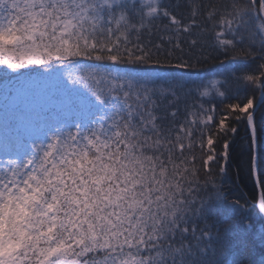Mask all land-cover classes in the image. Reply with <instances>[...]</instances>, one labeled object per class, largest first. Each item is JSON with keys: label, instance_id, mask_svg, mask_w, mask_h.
I'll return each instance as SVG.
<instances>
[{"label": "trees", "instance_id": "16d2710c", "mask_svg": "<svg viewBox=\"0 0 264 264\" xmlns=\"http://www.w3.org/2000/svg\"><path fill=\"white\" fill-rule=\"evenodd\" d=\"M22 8L30 23L43 16L39 45L0 49V86L29 78L28 94L65 88L64 99L101 97L110 120L120 118L115 142L112 128L94 135L110 138L107 148L59 156L96 186L71 201L97 235L93 249L71 258L111 264L133 252L142 264H264L249 112L238 109L264 91L260 0H161L151 16L129 0H31ZM99 15L108 22L83 33L90 23L82 16ZM210 80L218 87L203 94ZM199 106L213 111L205 128L190 124ZM254 126L264 198V100ZM209 153L216 156L207 162ZM47 250L31 240L17 264H42Z\"/></svg>", "mask_w": 264, "mask_h": 264}, {"label": "rangeland", "instance_id": "374dc122", "mask_svg": "<svg viewBox=\"0 0 264 264\" xmlns=\"http://www.w3.org/2000/svg\"><path fill=\"white\" fill-rule=\"evenodd\" d=\"M11 1L18 15H14L7 4L0 0V49L15 51L20 47L32 50L39 45L40 37L36 35L39 29L36 26L42 25L43 16L36 14V20L30 19V23L29 15L23 17L25 9L22 6H27L31 0ZM160 1L129 0L130 5L137 4L147 16L157 11ZM88 10L84 9L82 13L87 15ZM82 17L90 23L82 30L87 35L95 30L94 21L99 25L108 22L104 15ZM62 27L64 33L72 29L68 23ZM24 36L29 42L24 40ZM23 83L11 87L0 86V264L22 261L24 258L19 255L31 240L44 243L48 249L42 264H77L71 258L73 251L93 249L97 235L93 228L88 225L84 227L82 215L86 210L83 207L82 210L74 209L70 205L79 195L88 194L86 190L83 193L84 188L95 192L96 186L93 190V184L82 171H70L63 167L60 157L62 151L67 149L69 152L83 153L90 147L107 148L110 138L104 140L103 136L94 135L98 136L100 132L104 134L112 128L115 142L120 135V130L116 128L120 118L116 114L114 121L110 120L112 116H107L106 102L101 97L74 93L68 100L64 99L67 96L65 88L28 94L26 88L29 82ZM217 87L218 81L210 80L202 85V93ZM111 97L114 101H120L116 93ZM54 102L60 103V109L53 106ZM256 103L249 101L238 109L240 113H250ZM212 119L213 111L199 106L190 124L205 128L212 123ZM207 145L209 147L210 143ZM213 156L216 155L209 153L207 162ZM86 224L89 222L86 221ZM115 231L110 232L114 234ZM262 232L263 226L260 224L257 227L260 238ZM104 239L105 244L117 241ZM114 249L116 247L113 246ZM123 255L117 261L112 260L111 264L143 263L133 252Z\"/></svg>", "mask_w": 264, "mask_h": 264}, {"label": "water", "instance_id": "95a60500", "mask_svg": "<svg viewBox=\"0 0 264 264\" xmlns=\"http://www.w3.org/2000/svg\"><path fill=\"white\" fill-rule=\"evenodd\" d=\"M261 18L263 20V24H264V0H261ZM258 101L255 105V108H252V112L248 115L247 117V127L251 136V140H252V146H253V178H254V182L256 185V188L258 190V202L256 204L257 210L259 211V213L263 216L264 218V199H263V195L261 193L260 190V186H259V182H258V161H257V138H256V130L255 126H254V119H255V115L258 111V108L260 107L261 103L263 102V98H264V94H261L260 97H258Z\"/></svg>", "mask_w": 264, "mask_h": 264}]
</instances>
